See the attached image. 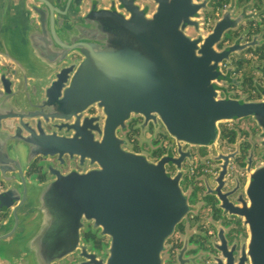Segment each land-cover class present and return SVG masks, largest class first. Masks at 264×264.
Listing matches in <instances>:
<instances>
[{
    "label": "water",
    "instance_id": "water-1",
    "mask_svg": "<svg viewBox=\"0 0 264 264\" xmlns=\"http://www.w3.org/2000/svg\"><path fill=\"white\" fill-rule=\"evenodd\" d=\"M81 1H73L75 8H80ZM210 1L111 0L109 6L88 11L87 17L94 22H86V32L79 31L81 39L71 45L79 47L85 58L64 97L54 96V92L60 93L61 85L48 91L52 102L63 103L54 108L45 105V114L55 112L69 118L97 103L106 113L104 128L96 121L89 129L76 128L72 136L47 133L39 124L38 132L29 128L28 136L2 130L9 139L25 141L23 150L0 151V170L3 174L12 170L16 179L0 189V211L12 207L7 220L0 221L3 254L22 259L21 252L26 251V264H52L81 246L91 264H165L163 247L191 210L181 184L186 171L181 161L185 154H191L192 146H205L210 155L217 146L219 154L213 158L224 159L214 179L219 205L242 219L248 238L237 256V243L228 246L225 228L218 222L220 242L216 248L220 254H212L214 264H264V159L255 167L249 160L245 168L247 200L235 203L230 196L237 188L223 190L229 183L225 177L229 156L235 153L224 154L217 142L222 122L251 116L261 128L258 141L264 147V97L222 95L219 81L228 77L224 61H231L232 54L247 43L234 42L222 48L218 44L246 15L244 10L234 14L237 1L232 0L209 30L202 10L212 9ZM48 25L55 27L54 22H42L43 28ZM81 25L85 27L84 22ZM5 57L22 67L19 59L1 49L0 66ZM65 57L66 53L56 61L46 59L56 65ZM14 73L18 74L17 68ZM0 76L9 85V78ZM21 83L27 80L19 78ZM37 92L33 88L28 98L37 101ZM30 105L36 107L33 102ZM4 107L0 104V109ZM8 109L9 114L16 113L13 106ZM34 112L29 110L28 114ZM132 113L143 115L146 121L160 119L176 140L179 156L164 154L154 161L145 152L127 149L117 128ZM95 130L101 138L95 136ZM186 144L189 146L184 150ZM64 152L77 153L81 160L89 157L99 165L83 171H58L57 178L44 183L28 180L25 169L35 156L59 153L62 157ZM169 161L178 167L173 176L166 169ZM83 219L93 221L101 234L109 236L107 257L88 252L81 243ZM180 260L183 264L187 259L181 254Z\"/></svg>",
    "mask_w": 264,
    "mask_h": 264
},
{
    "label": "flooded vegetation",
    "instance_id": "flooded-vegetation-1",
    "mask_svg": "<svg viewBox=\"0 0 264 264\" xmlns=\"http://www.w3.org/2000/svg\"><path fill=\"white\" fill-rule=\"evenodd\" d=\"M73 1H0V49L19 59L22 64V67H18L14 60L5 57L0 66V73L9 78L8 85L0 76V104L5 106L0 109V151H6L8 148L11 153L25 149L24 140H18L16 137L9 139L2 130H6L10 135L28 136L31 134L29 128H37L38 132L39 124L47 133L56 131L59 135L72 136L76 128L81 126L91 128L92 122L97 121L100 128H104L106 113L97 103L89 104L82 111L80 109L78 115L73 114L69 118L65 117L68 115L61 116L55 112L45 114L46 107L54 108L63 103V100L52 102L48 91L61 85L60 93L54 92V96L64 97L66 88L73 84L81 60L85 58L79 47L72 49L71 45L81 39L82 35L78 33L79 31L86 32L88 27L86 22H94L92 18L87 17L88 11L99 5L109 6L111 2V0H82L80 8L77 9ZM214 1L211 0L209 3L212 9L202 10L204 18L210 20L205 22L208 23L209 30L225 10L220 13L218 11L220 6L216 7ZM249 2L261 6L264 0H247L243 4ZM117 8L122 9L120 6ZM211 12L212 16L208 15ZM245 15L247 16V12ZM42 22H54L56 28H50L48 25L45 29L42 27ZM83 22L85 27L81 25ZM61 23L63 26H60ZM63 28L67 29L68 34L63 33ZM234 42L247 43V46L233 53L231 61H224L223 69L228 77L219 81L221 93L227 97L262 99L264 97V18L245 17L237 28H231L226 32L218 46L222 48ZM65 53L66 57L56 65H50L52 62L46 59L53 58L56 61ZM16 68L18 74L14 73ZM19 78L26 79L27 83L18 84ZM33 88L38 91L37 101L28 98ZM30 102L36 107H32ZM9 106H13L16 113L9 114ZM29 110H35L34 114L29 115ZM40 111L42 113H39ZM63 113L66 114V111ZM93 117L97 118L93 119ZM246 120L250 123L240 124ZM95 131V136L101 138L99 131ZM260 132L261 128L251 116L234 118L231 122L220 124L217 142L222 152L235 153L229 156V170L225 176L229 183L223 190L237 188L230 196L235 203L247 200L245 185L248 175L245 168L249 160H253L255 167L259 159H264V147L258 141ZM117 134L127 149L145 152L151 160L157 161L164 154L179 156L176 140L160 119L146 121L143 115L132 113L118 126ZM188 146L186 144L184 150H187ZM215 147L212 155L219 154L217 146ZM212 155L205 146H192L191 154H185V158L181 161L182 167L186 170L182 175L181 184L190 200L191 210L180 223L183 227L179 224L163 247L162 258L165 264H180L181 254L187 259L183 264H214L212 254H220L216 248V244L220 242L218 222L225 228L229 240L228 246L237 243V256L248 238V230L243 225L242 219L228 213L219 205L220 201L215 193L218 182L214 179L218 176L222 168L219 164L224 159L216 160ZM98 165V162H91L89 157L81 160L77 153L71 155L69 152H64L62 157L59 153L38 154L27 165L25 175L28 180L35 179L39 183H44L57 178L58 171L62 173L72 169L83 171ZM166 169L172 176L178 171L177 164L173 161L167 162ZM12 173V170H7L3 174L0 170V189L14 184L16 179L12 177ZM11 210L12 207H4L0 211V221L7 220ZM189 215L190 218L185 223ZM80 235L81 243L87 246L88 252L95 251L98 256L103 257L109 255L110 238L101 234V229L95 227L93 221L83 219ZM7 254H3L0 250V264H26V261H29L26 251L21 252L22 259L13 257L12 253ZM52 264H91V262L89 263L88 257L82 253L80 246L54 260Z\"/></svg>",
    "mask_w": 264,
    "mask_h": 264
},
{
    "label": "rangeland",
    "instance_id": "rangeland-1",
    "mask_svg": "<svg viewBox=\"0 0 264 264\" xmlns=\"http://www.w3.org/2000/svg\"><path fill=\"white\" fill-rule=\"evenodd\" d=\"M231 1L232 0H225L223 2L222 6H220V8L218 9V11L221 13L223 11V9H225V8H227L229 6ZM236 1H237V6L234 9V14L235 15L240 13V12H242L244 10L245 13L247 12L246 18H251V17H254V16H256L257 18H264V3L261 6H256V5H252L251 2L245 3V4H243V3L240 4L238 2V0H236ZM206 21L207 20L205 19V22ZM247 123H250V122H248V120H246L245 122L242 121L240 124L243 125V124H247ZM247 138H250V137H247ZM150 140L153 143V141H152L153 139L151 138ZM141 142H142V140H141ZM261 161H262V159H259L258 163H261ZM189 218H190V215L187 218V220L185 221V223H187Z\"/></svg>",
    "mask_w": 264,
    "mask_h": 264
},
{
    "label": "trees",
    "instance_id": "trees-1",
    "mask_svg": "<svg viewBox=\"0 0 264 264\" xmlns=\"http://www.w3.org/2000/svg\"><path fill=\"white\" fill-rule=\"evenodd\" d=\"M225 0H215L214 1V5L216 6V7H218V6H222V4H223V2H224ZM239 1V3H243V2H245V1H247V0H238ZM212 12L210 13V14H208V15H211L212 16ZM235 134H233V136H234ZM196 211H197V209H196ZM195 211V212H196ZM180 227H183V224H180L179 225Z\"/></svg>",
    "mask_w": 264,
    "mask_h": 264
},
{
    "label": "built area",
    "instance_id": "built-area-1",
    "mask_svg": "<svg viewBox=\"0 0 264 264\" xmlns=\"http://www.w3.org/2000/svg\"><path fill=\"white\" fill-rule=\"evenodd\" d=\"M207 21L206 22H210L209 19H206ZM206 28H208V23H206Z\"/></svg>",
    "mask_w": 264,
    "mask_h": 264
}]
</instances>
